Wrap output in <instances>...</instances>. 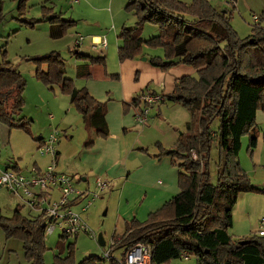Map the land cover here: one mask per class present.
<instances>
[{
  "label": "trees",
  "instance_id": "16d2710c",
  "mask_svg": "<svg viewBox=\"0 0 264 264\" xmlns=\"http://www.w3.org/2000/svg\"><path fill=\"white\" fill-rule=\"evenodd\" d=\"M26 1L18 0L20 9L25 8ZM126 9L134 10L137 21L134 26H123L119 34V60L134 59L142 54L144 45H149L164 49V56L148 58L162 71L182 62L196 69V75L179 78L174 90L164 96L166 101L184 107L191 114L192 129L196 125L198 129L182 134L173 149L158 144L162 150L156 157L169 156L179 170L180 192L162 208L150 213L146 220L134 217L127 221L124 234L119 238L114 235L108 264H123L127 251L137 243L151 246L152 264H171L182 258L184 251L195 256L197 264H264V236L254 233L235 238L229 232L239 195L264 191L253 185L239 158L244 135H249L251 153L257 146L256 118L259 110H264L263 24L255 23V33L241 38L232 26V14L214 7L210 0H195L190 5L180 0H129ZM51 14L52 38L63 37L76 24L62 14ZM2 18L0 0V21ZM260 21H264V13ZM146 23L157 24L158 34L145 38ZM74 54L83 60L77 67L78 78H90L91 66L106 64L103 53L86 54L76 48ZM34 59L39 64L38 78L51 88L59 86L69 96L88 131L95 137H108L106 101L95 98L87 88L78 87L74 78L66 76L62 53L51 51ZM111 77L120 78V75ZM25 86L21 72L4 59L0 64V120L10 128L29 131L32 120L22 113ZM138 102L141 103L140 96L134 100ZM218 116L222 117L216 133L219 160L216 181H213L211 124ZM93 144L94 140L87 146ZM22 208L18 207L11 217H6L0 209V227L8 238L23 241L27 264H46L45 220L41 215H24ZM67 237L62 235L60 243ZM75 246L76 243L69 244L67 256L57 254L54 264H98L101 256L96 254L76 263ZM118 249L122 250L120 258L114 255Z\"/></svg>",
  "mask_w": 264,
  "mask_h": 264
},
{
  "label": "rangeland",
  "instance_id": "374dc122",
  "mask_svg": "<svg viewBox=\"0 0 264 264\" xmlns=\"http://www.w3.org/2000/svg\"><path fill=\"white\" fill-rule=\"evenodd\" d=\"M128 1L129 0H113L112 3L111 0H95L94 6H91L92 8L90 9V13L92 14L88 15L93 22L86 25L83 19H81V21L70 28L63 37L55 39L52 38L50 34V15H52L51 13H58L62 14L63 17L65 14L71 17L73 12L68 13V11L74 8V17L77 18L78 13H76V11L78 10V5L74 1L27 0L25 8L20 9L18 0H1L3 18L0 21V64L4 59L10 61L14 67L21 72L23 78H25V104L22 113L23 116L31 119L32 122L29 126V131L15 127L10 128L2 122L12 133L10 135L11 143H7L5 147L0 150V160L8 158L13 162L20 163L22 166L27 164H29V166L33 165L35 157L40 155L38 152L39 146L36 147L39 140V133L41 132V134L45 133L49 135L53 130L58 129L60 131L58 146L60 145V148L64 149L66 148L67 154L71 157L68 162L67 172L73 176L76 185L80 189L84 188V191L95 193L99 192L96 184V179L98 177L109 181L108 178H110V176H108V172L106 171L108 165L107 160L100 162L97 156H94L91 163L88 160L90 167L83 165L81 168L79 167V163L77 162L84 157L86 151L93 150V147L91 149L87 144L94 140L95 145V141L98 137H95L94 134L88 131L81 113L70 102L69 97L61 91L59 86L53 85V88H51V86L45 85V83L38 78L36 70L39 64L34 58L44 56L51 51H60L66 61V76L76 80V67L83 62V60L77 58L74 54V50L76 49L75 42L74 44L71 42L72 38L79 35L76 31H80V34L86 38L79 47L81 52H91L92 50L86 49L88 45L87 42L90 38L86 36L88 32H85V29H88L89 32L102 33L106 36L109 35L110 38V35L112 36L115 32L120 30V26L126 25L131 27L135 25L137 17L134 14V10L126 9ZM180 1L190 5L194 3L195 0ZM210 2L219 10H223L225 7L227 8L229 13L233 16L231 19L232 26L234 27L235 24L237 25V23H239V27H241L240 31L234 27L241 38H247L255 33L253 28L255 23L252 19L254 10L248 7L246 3H242V7L238 6L237 8H233L232 6H226L223 2L222 4L225 6H222L219 0H210ZM79 8L81 9V7ZM62 10L64 14L60 13ZM83 10L85 11L86 9ZM114 16L116 18H114ZM27 21H35V23L30 24ZM158 32L159 26L157 24L146 23L143 29V36L149 38L158 34ZM107 39L108 38H106V40ZM92 54L99 55L101 52L94 50ZM148 54L149 56H164V49L162 47L144 45L141 57L137 58L138 62H141L139 60L147 58ZM115 63L116 65L119 64L117 59ZM184 64L190 68V65L184 62L180 63L181 66H184ZM97 66L102 70L106 69L100 64ZM108 66L112 69L113 62L108 60ZM148 66L152 68V65ZM43 67L45 68L44 65ZM141 71L142 72H139L137 78H134L133 75L129 76L127 85L139 87L150 77V73L144 68H141ZM185 74L186 73L180 74V76ZM75 83L78 87H84L81 86L82 84L80 81L77 82L76 80ZM148 83L151 85L142 86L141 90L155 87V82L151 81ZM41 88H44L46 93H44ZM158 89L159 88H156V91H158ZM141 90H139V92ZM171 102L172 101L167 103L172 104ZM151 109L152 108H150V110ZM152 112L153 110H151V113ZM149 117L150 112L148 118ZM178 119L180 120L179 117ZM221 120L222 117L218 116L211 124V131L214 135L211 148V172L213 181H216V169L219 160V146L216 133L220 127ZM256 121L260 136L258 146L254 149V154L251 153L249 150V135H244L239 158L253 185L257 189L264 190V110H259ZM137 124L147 126L139 122ZM141 126L136 128L135 131L128 136V140L133 141L138 137L142 132ZM197 127L196 125L192 132H196L198 129ZM151 150L157 151L158 149L153 147ZM85 157H87V154ZM62 158H65V156ZM84 164L87 165V163ZM60 166L62 167L61 161L60 164H58V167ZM85 176L88 177L87 181L83 180ZM112 189L113 191L111 194H109V189L104 193H100L93 205L82 213L90 229L96 233L97 237L99 233H103L107 245L100 246L97 239L86 233H82L78 239H76V236L67 237L65 241H63L64 249L61 247L62 251L59 252L58 247L55 246L56 234L58 233H55L53 237L47 238V244L52 248L54 253L67 256L69 253V247L67 246L74 242L76 243L74 260L77 263L91 254L102 256L106 250H110V240L113 239L114 235L115 237L123 235L125 232V222L134 218V216H128L130 218L124 220V215L118 212V194L113 195L116 187L113 185ZM18 204H24L20 197L6 190L0 191V207L6 217H11L13 215ZM86 204L87 200L79 207L76 205L75 210L78 209L77 211L81 212L82 207L86 206ZM140 206L141 203L138 208ZM22 213L32 217L37 215L35 212H31L26 205L22 208ZM0 231L2 232L1 227ZM60 238L59 241L61 240ZM94 251H96V253ZM121 251V249H118L114 252L118 258L121 257ZM171 264H197V258L195 256H190L189 259L182 257L173 260Z\"/></svg>",
  "mask_w": 264,
  "mask_h": 264
},
{
  "label": "crops",
  "instance_id": "0c3cea01",
  "mask_svg": "<svg viewBox=\"0 0 264 264\" xmlns=\"http://www.w3.org/2000/svg\"><path fill=\"white\" fill-rule=\"evenodd\" d=\"M94 1L95 0H80L75 2L78 5V10L76 11V13H78V19L74 17V8L69 9L68 11V13L73 12L71 17H68L65 14L63 18L75 20L76 24L83 19L84 23L89 25L93 22L88 15L92 14L90 13V9L92 8L91 6H94ZM111 2L113 3V0H111ZM219 2L221 4L222 2L226 4L225 0H219ZM242 3H246L248 7L252 8L255 15L260 14L258 16L262 17V14L264 13V0H235L233 5L226 4V6L237 8L238 6L242 7ZM222 6L225 5L222 4ZM79 7H81V9ZM83 9L86 10L84 11ZM223 11L226 12L227 8L225 7ZM60 13L64 14V11L62 10ZM114 18L116 17L114 16ZM259 23H262L264 26V21H260ZM123 26H120V30L115 32L114 35H110V38L109 35L106 36L102 33H93L89 32L88 29H85V32H88L86 36L90 38L87 42V50H96L92 48V43L108 38L106 40V50L105 48L101 50V53L106 56V64H100L106 69L102 70L99 68L97 66L99 64L93 65L90 67L92 76L90 78L82 77L79 79L77 77L78 64L76 67V80L77 82L80 81L82 84L81 86L87 88L92 96L99 100L106 101L109 136L106 138L98 137L95 141V145L93 144L94 146L90 147L91 149L93 147V150H87V157H85L86 154H84V157H82L77 163H79V167L81 168L82 165L90 167V163L94 156H97V159L100 162L107 160L108 165L106 171L108 172V176H110V178H108L110 182L109 194L112 193V187L114 185L116 189L113 195L118 194L119 200L118 212L124 215V220L130 218L128 216H136L139 220L144 221L148 218L150 213L162 208L166 202L170 201L180 192L178 168L173 165L172 159L169 156H156L161 152V147L166 149L175 148L180 136L182 134H190L193 129L191 124V114L180 104L174 102H171L172 104L167 103L170 102L168 100H165L156 106L154 105V108L153 106L151 107L153 112L151 113L150 110V117L146 123L147 126L138 125L136 115L140 111L142 104L140 102L134 103V100L147 90L156 91V88H159L158 92L163 94L172 92L176 81L179 78L185 75H195L197 74V71L193 67L191 68L190 66L189 68V66H186L185 64L184 66L179 64L167 71H162L151 64L148 60L149 54L146 59L139 60L141 62H138L137 58H140L142 54L134 59H129L123 62L120 61L118 55V48L120 46L119 34L121 33ZM234 27L238 31L241 30L239 23H237V25L235 24ZM76 32L78 34L81 33L78 30ZM76 38L77 37L71 39L73 44ZM92 51H89L86 54H92ZM116 59L119 63L118 65L115 63ZM108 60L113 62L112 69L108 66ZM148 65H152V68ZM141 68H144L149 72L150 77L139 87L127 85L129 76L133 75L134 78H137L139 72H142ZM184 73L186 74L180 76V74ZM114 74H119L120 78L111 77ZM151 81L155 82L156 88H146L147 90H141L142 86H150L151 84L148 82ZM41 89L46 93L44 88ZM139 90L141 91L139 92ZM139 126L142 128V132L133 141L128 140V136ZM11 133L10 129L0 120V150H2L7 143H11ZM47 136L48 135L45 133L41 134L40 132L36 147H38V143H41V141ZM159 143L161 144V147H158ZM153 147H156L158 150L152 151L151 148ZM58 151L59 154L57 161L58 164H60L61 161L62 165V167L60 166L58 169L68 173V162L71 157L67 154L66 148H60V145L58 146ZM252 153L254 154V150ZM63 156H65V158H62ZM51 161L52 160L49 156L39 155L35 157L33 165L29 166V164H27L22 166L18 162H13L11 159L5 158L4 160H0V169L16 167L18 170H29L32 166L45 169ZM84 163H87V165ZM83 180L87 181L88 177L85 176ZM58 196V192L54 193V197ZM82 203L84 202L77 204V206L79 207ZM140 203L141 206L138 208ZM18 207L25 206L24 204H18L16 209ZM0 209L2 211L1 207ZM83 212L84 209L82 207L80 213L82 214ZM82 217L85 220V217ZM263 219L264 191L243 192L239 195L233 208V224L229 229V232L235 238L246 237L258 233ZM55 233H58L56 234L55 246L58 247L59 252H61V247L64 249V244H61L59 241V238L62 236L59 231L46 236V240L48 237H53ZM80 235H82V233L76 236V239H78ZM119 237L120 236L117 238ZM113 240L114 237L110 240V244ZM47 246L48 250L44 256L45 262L46 264H54L55 256L60 253H54L48 244ZM94 252L96 253V251ZM27 263L23 241L14 237L8 238L2 229V232L0 231V264Z\"/></svg>",
  "mask_w": 264,
  "mask_h": 264
},
{
  "label": "built area",
  "instance_id": "2783aa9c",
  "mask_svg": "<svg viewBox=\"0 0 264 264\" xmlns=\"http://www.w3.org/2000/svg\"><path fill=\"white\" fill-rule=\"evenodd\" d=\"M72 1L78 2L80 0ZM225 2L228 5H233L235 0H225ZM252 19L254 23H258L260 16L254 14ZM84 40L85 36L79 34L75 40V47L79 48ZM106 47V39L92 43V48L99 52ZM165 100L166 97L161 92L155 90L144 92L140 96L142 107L136 115L137 121L146 124L149 120L150 108ZM59 135L60 131L55 129L39 144V154L49 156L52 160L45 169L35 166L30 168L29 171L11 168L0 169V190L4 189L20 197L24 202V206L26 205L37 215H41L46 224V236L59 231L62 235L68 236L87 233L97 239L96 233L90 229L82 214L75 210V206L87 200V204L83 209L90 208L100 193H104L109 189L110 182L98 177L96 184L99 192L91 193L80 189L72 175L60 171L57 161ZM57 192L59 196L54 197V193ZM258 233L264 236V219L261 221ZM113 244L114 240L110 245V250H106L98 264H108L112 258ZM190 256L187 251L182 253V257L185 259H189ZM123 264H152L151 246L145 243H137L132 246L127 251Z\"/></svg>",
  "mask_w": 264,
  "mask_h": 264
},
{
  "label": "water",
  "instance_id": "95a60500",
  "mask_svg": "<svg viewBox=\"0 0 264 264\" xmlns=\"http://www.w3.org/2000/svg\"><path fill=\"white\" fill-rule=\"evenodd\" d=\"M223 12H225V11H223ZM145 59H146V58H145ZM97 240H98V243H99L101 246H105V245H106V242H105V238H104L103 233H99V234H98V238H97Z\"/></svg>",
  "mask_w": 264,
  "mask_h": 264
}]
</instances>
